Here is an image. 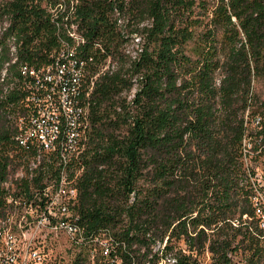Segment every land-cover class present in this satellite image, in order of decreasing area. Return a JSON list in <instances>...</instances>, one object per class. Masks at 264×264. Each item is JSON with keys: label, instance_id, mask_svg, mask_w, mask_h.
Listing matches in <instances>:
<instances>
[{"label": "trees", "instance_id": "1", "mask_svg": "<svg viewBox=\"0 0 264 264\" xmlns=\"http://www.w3.org/2000/svg\"><path fill=\"white\" fill-rule=\"evenodd\" d=\"M40 1L11 0L0 7V22H9L0 37V218L12 198L7 183L15 166L27 165L26 175H34L16 181L15 196L59 173L55 158L29 170L34 152L19 144L20 128L8 119V111L22 105L25 113L17 84L20 65H42L67 38H58L53 18L62 28L74 21L86 39L79 49L85 59L94 56L97 64L107 57L121 60L120 68L96 82L90 143L76 162L84 167L77 179L78 214L87 234L109 230L123 239L129 264L142 259L138 250L150 254L151 246L166 238L169 252L173 239H183L191 250L208 246L217 264H230L229 250L241 237L238 245L252 244L248 264H264V229L257 224L248 231V218L256 220L257 208L264 207V188L245 163L252 150L245 141L257 136L264 143V102L253 92L254 80L264 78V0H78L76 5L65 0L56 15ZM54 1L52 8L61 4ZM198 5L211 16L209 47L193 59L185 50L193 33L179 22L194 15ZM126 12L132 16L129 35L144 37L137 60L120 51L129 38L112 17ZM145 21L150 24L140 27ZM97 74L99 68H92L91 79ZM136 84L133 99H123ZM255 115L260 130L254 134ZM131 195L132 203L115 206L120 198L129 202ZM176 256L179 264H195L191 256Z\"/></svg>", "mask_w": 264, "mask_h": 264}, {"label": "built area", "instance_id": "2", "mask_svg": "<svg viewBox=\"0 0 264 264\" xmlns=\"http://www.w3.org/2000/svg\"><path fill=\"white\" fill-rule=\"evenodd\" d=\"M53 22L59 27L58 38H65L63 34L67 36V51L58 52L55 48L39 66L20 65L18 85L27 99V108L26 113H22L25 123H20L16 136L25 139V151L34 152L32 163L35 166L42 160L52 162V158H59L60 170L58 175L45 178L39 187H31L28 194L15 196L17 184L12 188L13 212L12 217L4 219L0 264H129V245L123 239L105 241V233L87 234L78 214L77 179L84 167H76V156H84L86 145L90 143L86 142L87 129H92L87 125V110H80V88H89L88 105H92L97 80L112 74L115 63L112 57L100 64L94 56L78 59V50L86 44L79 24L73 21L62 28L54 18ZM117 22L120 28L124 27L121 19ZM71 41H78V50H69ZM135 41L132 58L137 60L143 45L136 34L131 37V42ZM95 48L105 53L100 44L96 43ZM92 68H99L98 79H91ZM256 122L259 125L260 119ZM262 209L264 207L257 208L259 212ZM51 234L67 237L65 248L76 253L73 259L68 258L67 252L55 254L48 243ZM156 243L151 246L150 254L138 250L142 264H179L176 254L166 250L168 238Z\"/></svg>", "mask_w": 264, "mask_h": 264}, {"label": "rangeland", "instance_id": "3", "mask_svg": "<svg viewBox=\"0 0 264 264\" xmlns=\"http://www.w3.org/2000/svg\"><path fill=\"white\" fill-rule=\"evenodd\" d=\"M11 0H0V7L8 2H10ZM64 1L65 0H59V3H61L60 5H57L55 8H52L53 3H55L54 0H41V5L43 8H46L47 11H50L51 13H58L59 11H62L65 8L64 5ZM71 2L72 5H76L78 3V0H69ZM207 9V8H206ZM206 9L202 8V5H198L197 9L193 14L188 15V19L186 16V19L183 20L182 22H179L183 25L189 26V30L192 31L193 33V39L187 43V45L185 46V50H186V54L189 55L190 57H192L193 59H196L198 57L201 56V52L205 51L207 47H209V44H207V36L206 33L209 29L210 24V18L211 16H209L206 12ZM113 19H121L123 26L122 28H120L118 26V29L122 32H124L125 36L127 37V39L129 38V40L127 41L125 39V42H122L121 46H120V51L125 55V56H133V52L134 49L136 48V41L135 42H131V37L129 33L131 31V28H126V25L128 24L129 20H131L132 16L126 12L124 13V15L120 16L118 14H114L112 15ZM73 20H75L73 18ZM134 23V22H133ZM79 24V23H78ZM132 24V21H131ZM150 22L149 21H145L143 24L140 25V27L149 25ZM9 22L6 18H4V22H0V37L2 36V33L4 32L5 28L8 27ZM134 25V24H133ZM80 26V25H79ZM131 34V33H130ZM138 37H141L143 41L142 45H144V37L141 34L137 35ZM223 39V35L222 33H218L217 34V40L219 42L218 46L219 48H221V42ZM10 45H13V43L11 42ZM221 50V49H219ZM12 51H15V47H13ZM223 54V52H222ZM220 52L221 57H223V55ZM127 62H130V59L125 58ZM113 61L115 63V70H117L118 68L121 67V63H120V59L119 56L116 58H113ZM125 68H129V63L125 64ZM5 75V74H4ZM137 78V77H136ZM1 83V81H0ZM4 86H10L11 88L13 87L12 84H6L4 83ZM18 84V82H17ZM137 84L133 87V90L131 92H124L122 94V98L123 99H127L128 101H130L131 99H133L134 94L137 92ZM253 92L256 95L257 100H259L260 102H264V78H257L254 80L253 82ZM9 112V118L10 121L15 125H17L18 120L21 116V112H22V105H21V109L17 110V109H11L8 111ZM256 116V115H255ZM254 116V117H255ZM252 117V123L250 124V131H253V133L255 134L256 131H259L260 128L257 127V122H256V118H258L259 116L257 115L255 118ZM257 144V147L255 148L256 150H254V146L253 144ZM246 144V148L247 150H249L250 148H252L249 156L247 157V159H245V163L246 166H248L250 169L254 170L255 172V178L253 179L254 181H257V184L260 185V187L264 188V143L262 142V137L257 138V136L254 138V140L252 142H250V139H247V141H245ZM36 166H38V164H36ZM34 162L29 164V170H33L36 168ZM28 166L24 165V166H20L17 167L15 166L11 173V176L9 178V181L7 183L8 187L10 189H12L13 187L16 186V181L18 179H21L23 176H26V168ZM30 177V176H29ZM144 184V181H140L139 182V187ZM133 196L131 195V199L128 202L127 199L124 198H120L116 201L115 206H120V207H124L127 204L132 203L133 201ZM261 198L262 194H260ZM256 220L252 221V219L248 218V224H249V228L248 231L249 232H254L256 225L258 224L259 227L261 229H264V209H262V212H259L258 210L256 211ZM246 219V218H245ZM121 222L127 223L128 220H125V218L123 217ZM122 226L120 225L118 226L117 230L122 231ZM101 233H105V241H114V238L111 236V233L108 231H102ZM241 239V237H238V240L235 241L232 245V247L229 250L228 255H230V264H248V259L251 255V252L249 251V248L251 247L252 244L249 243V240H247L244 244H240L238 245V241ZM261 239V243L262 245H264V237L260 238ZM49 244H51V246L54 248L55 250V254H60V253H64L67 252V256L69 259H73L75 257L74 252L72 251H67V249L65 248L66 245H68V241H67V237H65L62 234H51L49 236ZM157 245V243L155 244V246ZM174 247V250L172 251L173 254H179L181 253V255H187V256H191L192 257V261L195 264H217L216 262V257L210 252V250L208 249H200L198 250V248H194L193 250L190 249V246L186 244V242L182 239V240H176L173 239L172 240V244ZM143 250L141 251L142 253H144L146 250L145 248H142ZM153 251V248H150ZM85 253V251L83 252ZM137 255H141L138 254ZM229 257V256H228ZM68 258H66L67 260H69ZM137 264H142V259H139V261H137Z\"/></svg>", "mask_w": 264, "mask_h": 264}, {"label": "bare ground", "instance_id": "4", "mask_svg": "<svg viewBox=\"0 0 264 264\" xmlns=\"http://www.w3.org/2000/svg\"><path fill=\"white\" fill-rule=\"evenodd\" d=\"M73 43H74V45H71L70 42H69V50H78V41H74ZM66 51H67V41L65 40V41L62 42V46H61V48L59 49L58 52H66ZM78 59H85V57L83 56V53L80 50H78ZM94 60H95V58H94ZM98 77H99V74H97L92 79H98ZM89 97H90L89 88H80V110H87V112H86L87 125L91 126L90 105H88ZM23 107H24V110H25V113H26V108H27V99L26 98L23 99ZM20 123H25V116L21 115V117H20V119L18 121L19 128H20ZM89 132H90V129H87L86 142H88V140L90 138L89 137L90 136ZM17 140H18L19 144L22 147L25 148V139H20L18 137ZM81 158H82V156H76V162H80ZM53 159L54 158H52V160ZM55 159L59 162V158H55ZM7 188L9 190L8 185H7ZM10 199H12V198L9 197L8 200L6 201L7 202L6 206H8L7 210L5 211L6 215L3 218H0V236L3 233L4 219H9L10 217H12L13 204L10 201ZM169 264H177V262H169Z\"/></svg>", "mask_w": 264, "mask_h": 264}]
</instances>
